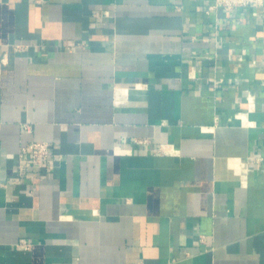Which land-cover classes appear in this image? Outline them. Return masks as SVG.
Masks as SVG:
<instances>
[{"label": "crops", "instance_id": "1", "mask_svg": "<svg viewBox=\"0 0 264 264\" xmlns=\"http://www.w3.org/2000/svg\"><path fill=\"white\" fill-rule=\"evenodd\" d=\"M212 5L0 0V264H264V3Z\"/></svg>", "mask_w": 264, "mask_h": 264}, {"label": "built area", "instance_id": "2", "mask_svg": "<svg viewBox=\"0 0 264 264\" xmlns=\"http://www.w3.org/2000/svg\"><path fill=\"white\" fill-rule=\"evenodd\" d=\"M264 3V0H213V7H222L226 10H231L236 7H260ZM26 130H29L28 125H24L23 127ZM137 142L145 143V140H137ZM161 145L156 147L155 150L159 151L161 149ZM49 152V143L45 140H32L25 142L19 146V167H25L28 165H32L36 168L37 171L46 168V158ZM171 152V151H169ZM260 158H257V160ZM19 246H28L22 240L17 243Z\"/></svg>", "mask_w": 264, "mask_h": 264}]
</instances>
